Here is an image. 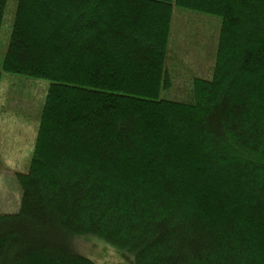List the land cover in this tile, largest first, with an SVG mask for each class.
I'll use <instances>...</instances> for the list:
<instances>
[{
	"label": "trees",
	"instance_id": "1",
	"mask_svg": "<svg viewBox=\"0 0 264 264\" xmlns=\"http://www.w3.org/2000/svg\"><path fill=\"white\" fill-rule=\"evenodd\" d=\"M175 7L220 21L185 100ZM3 71L51 84L0 264H97L88 236L132 264H264V0H18Z\"/></svg>",
	"mask_w": 264,
	"mask_h": 264
},
{
	"label": "rangeland",
	"instance_id": "2",
	"mask_svg": "<svg viewBox=\"0 0 264 264\" xmlns=\"http://www.w3.org/2000/svg\"><path fill=\"white\" fill-rule=\"evenodd\" d=\"M17 1H7L0 29V214L16 213L20 208L22 190L16 175L29 169L51 84L46 79L3 71ZM219 32L217 18L175 7L167 61L172 86L167 97L185 100L195 77L211 78ZM75 246L97 264H132L130 253L96 237L76 238Z\"/></svg>",
	"mask_w": 264,
	"mask_h": 264
}]
</instances>
